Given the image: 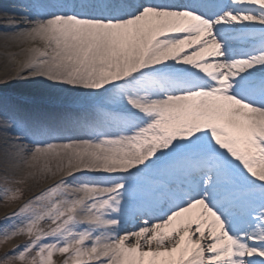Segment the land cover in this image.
Returning a JSON list of instances; mask_svg holds the SVG:
<instances>
[{
  "label": "snow or ice",
  "instance_id": "obj_1",
  "mask_svg": "<svg viewBox=\"0 0 264 264\" xmlns=\"http://www.w3.org/2000/svg\"><path fill=\"white\" fill-rule=\"evenodd\" d=\"M0 75V264H264V0H12Z\"/></svg>",
  "mask_w": 264,
  "mask_h": 264
},
{
  "label": "bare ground",
  "instance_id": "obj_2",
  "mask_svg": "<svg viewBox=\"0 0 264 264\" xmlns=\"http://www.w3.org/2000/svg\"><path fill=\"white\" fill-rule=\"evenodd\" d=\"M12 0H0V12L4 10H11ZM3 77L0 75V81ZM7 88H14L20 94H22L23 99H21L20 105L25 109H32L34 106L43 105L42 100H48L47 90H45L41 85L35 83H25L22 81H14L6 86L0 84V89L6 90ZM62 97L59 102H62ZM13 102V101H11ZM15 103V102H13ZM3 203V202H2Z\"/></svg>",
  "mask_w": 264,
  "mask_h": 264
},
{
  "label": "rangeland",
  "instance_id": "obj_3",
  "mask_svg": "<svg viewBox=\"0 0 264 264\" xmlns=\"http://www.w3.org/2000/svg\"><path fill=\"white\" fill-rule=\"evenodd\" d=\"M3 80V79H2ZM0 84L2 86H6L2 84V81H0ZM0 97H6L9 101H13L15 103H21V99H23L22 94H20L16 89L14 88H7L6 90L0 89ZM61 102L59 100L56 101L57 105H60ZM43 105H48V100H42ZM10 208H6L2 201H0V216H3L6 212L10 211Z\"/></svg>",
  "mask_w": 264,
  "mask_h": 264
}]
</instances>
